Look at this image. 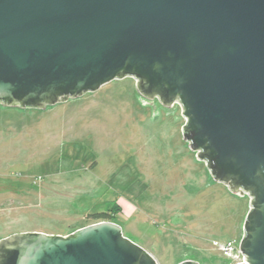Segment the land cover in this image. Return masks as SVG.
I'll return each mask as SVG.
<instances>
[{"label": "water", "instance_id": "1", "mask_svg": "<svg viewBox=\"0 0 264 264\" xmlns=\"http://www.w3.org/2000/svg\"><path fill=\"white\" fill-rule=\"evenodd\" d=\"M126 77L179 103L213 179L250 196L239 264H264V0H0V104L44 109ZM0 264L159 263L105 220L2 238Z\"/></svg>", "mask_w": 264, "mask_h": 264}, {"label": "rangeland", "instance_id": "2", "mask_svg": "<svg viewBox=\"0 0 264 264\" xmlns=\"http://www.w3.org/2000/svg\"><path fill=\"white\" fill-rule=\"evenodd\" d=\"M184 124L179 103L131 77L44 109L0 104V239L67 235L117 205L114 222L159 264H227L213 242L241 240L251 198L213 179Z\"/></svg>", "mask_w": 264, "mask_h": 264}, {"label": "built area", "instance_id": "3", "mask_svg": "<svg viewBox=\"0 0 264 264\" xmlns=\"http://www.w3.org/2000/svg\"><path fill=\"white\" fill-rule=\"evenodd\" d=\"M214 246L221 252L222 256L228 259L227 264H239L245 262V255L240 249V240L214 241Z\"/></svg>", "mask_w": 264, "mask_h": 264}, {"label": "trees", "instance_id": "4", "mask_svg": "<svg viewBox=\"0 0 264 264\" xmlns=\"http://www.w3.org/2000/svg\"><path fill=\"white\" fill-rule=\"evenodd\" d=\"M119 210V207L114 206L113 208H109L107 211H102V212H96V213H91L90 217L94 218L96 221H114L113 218L115 217L114 213Z\"/></svg>", "mask_w": 264, "mask_h": 264}, {"label": "crops", "instance_id": "5", "mask_svg": "<svg viewBox=\"0 0 264 264\" xmlns=\"http://www.w3.org/2000/svg\"><path fill=\"white\" fill-rule=\"evenodd\" d=\"M11 200H13V201H14L15 199H14V198H12ZM8 216H9V215H8Z\"/></svg>", "mask_w": 264, "mask_h": 264}]
</instances>
